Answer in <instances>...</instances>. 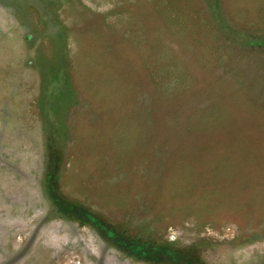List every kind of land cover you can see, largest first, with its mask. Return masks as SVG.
Instances as JSON below:
<instances>
[{
	"label": "rangeland",
	"instance_id": "obj_1",
	"mask_svg": "<svg viewBox=\"0 0 264 264\" xmlns=\"http://www.w3.org/2000/svg\"><path fill=\"white\" fill-rule=\"evenodd\" d=\"M0 264H264V0H0Z\"/></svg>",
	"mask_w": 264,
	"mask_h": 264
},
{
	"label": "trees",
	"instance_id": "obj_2",
	"mask_svg": "<svg viewBox=\"0 0 264 264\" xmlns=\"http://www.w3.org/2000/svg\"><path fill=\"white\" fill-rule=\"evenodd\" d=\"M147 251H149V250H147Z\"/></svg>",
	"mask_w": 264,
	"mask_h": 264
}]
</instances>
